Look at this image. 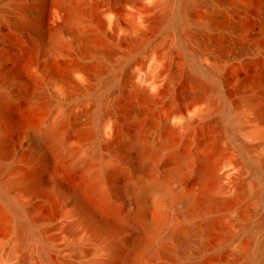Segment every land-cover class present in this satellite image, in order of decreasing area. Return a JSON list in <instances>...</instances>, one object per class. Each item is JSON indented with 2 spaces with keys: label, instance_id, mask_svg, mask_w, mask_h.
<instances>
[{
  "label": "bare ground",
  "instance_id": "obj_1",
  "mask_svg": "<svg viewBox=\"0 0 264 264\" xmlns=\"http://www.w3.org/2000/svg\"><path fill=\"white\" fill-rule=\"evenodd\" d=\"M206 1L0 0V264H264V0Z\"/></svg>",
  "mask_w": 264,
  "mask_h": 264
},
{
  "label": "rangeland",
  "instance_id": "obj_2",
  "mask_svg": "<svg viewBox=\"0 0 264 264\" xmlns=\"http://www.w3.org/2000/svg\"><path fill=\"white\" fill-rule=\"evenodd\" d=\"M147 1L148 0H144V3H146ZM202 1H204V2L199 3L198 8H202V6H205L208 3V1H206V0H202ZM228 1H230V0H228ZM231 2H232V0H231ZM144 3H142V4H144ZM180 62H181V58L179 57L178 58V64ZM79 178H80L79 171L77 169H71V170H68L67 172H64L62 174L61 183H63L65 186L73 187L77 184V182L79 181ZM126 198H128V197H125V198L121 197L120 202H122L123 199L125 201ZM149 201L151 203V200H149ZM152 202H153V200H152ZM157 211L159 213L164 212L165 215H167V217L170 219L178 218V206H170L165 201L158 205ZM152 217H153V215L150 212L147 216V219L151 220ZM161 233H162V238L160 240L161 250L157 254L155 262H156V264H171L170 261L168 260V253H169L170 247L172 245H174L175 238L169 233L167 225H165L161 228Z\"/></svg>",
  "mask_w": 264,
  "mask_h": 264
}]
</instances>
